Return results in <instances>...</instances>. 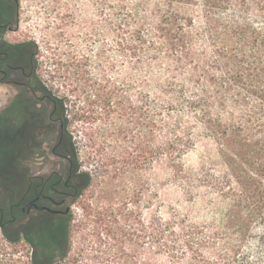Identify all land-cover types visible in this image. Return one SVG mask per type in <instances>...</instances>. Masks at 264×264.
I'll list each match as a JSON object with an SVG mask.
<instances>
[{
	"label": "rangeland",
	"instance_id": "1",
	"mask_svg": "<svg viewBox=\"0 0 264 264\" xmlns=\"http://www.w3.org/2000/svg\"><path fill=\"white\" fill-rule=\"evenodd\" d=\"M20 5L21 29L40 46L41 83L62 101L81 184L72 208L71 247L61 264H111L109 256L120 250L151 255L146 233L154 216L211 229L226 202L205 184L188 200L183 182L165 166L163 148L170 137L186 145L182 162L195 177L204 173L214 183L225 173L219 146L184 102L170 106L157 94L169 62H156L147 45L137 48L145 9L140 0ZM195 86L187 88L188 96ZM1 104L0 98V110ZM3 131L0 122V169L11 170L13 144ZM212 248L204 249L206 256H213ZM33 251L28 242L14 243L1 233L0 264H35ZM152 255L157 264L169 261L165 254Z\"/></svg>",
	"mask_w": 264,
	"mask_h": 264
},
{
	"label": "trees",
	"instance_id": "2",
	"mask_svg": "<svg viewBox=\"0 0 264 264\" xmlns=\"http://www.w3.org/2000/svg\"><path fill=\"white\" fill-rule=\"evenodd\" d=\"M140 2L145 9L137 48L147 45L156 62H169L167 80L156 92L170 106L184 102L199 117L218 143L225 173L216 184L204 173L195 177L182 162L186 145L171 137L163 148L165 166L183 182L188 200L205 184L227 205L211 229L154 216L146 233L151 249L169 258L165 264H264V0ZM190 85L196 88L188 96ZM70 227L56 224L33 233L35 264L67 259ZM208 247L212 257L205 255ZM152 254L120 250L109 257L111 264H157Z\"/></svg>",
	"mask_w": 264,
	"mask_h": 264
},
{
	"label": "flooded vegetation",
	"instance_id": "3",
	"mask_svg": "<svg viewBox=\"0 0 264 264\" xmlns=\"http://www.w3.org/2000/svg\"><path fill=\"white\" fill-rule=\"evenodd\" d=\"M21 21L20 0H0V122L13 144V169H0V235L33 248L35 231L71 226L81 184L60 103L38 74L40 46Z\"/></svg>",
	"mask_w": 264,
	"mask_h": 264
}]
</instances>
